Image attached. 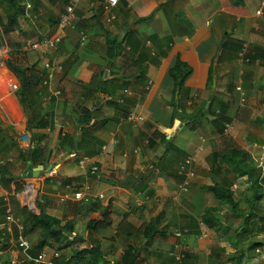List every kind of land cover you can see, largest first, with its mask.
I'll list each match as a JSON object with an SVG mask.
<instances>
[{"label":"crops","instance_id":"crops-1","mask_svg":"<svg viewBox=\"0 0 264 264\" xmlns=\"http://www.w3.org/2000/svg\"><path fill=\"white\" fill-rule=\"evenodd\" d=\"M68 1L23 0L17 6L22 53L0 46V264H37L34 258L42 249L58 250L45 246L35 256L30 254L37 233L23 234L20 216L10 208L11 198L28 212L55 217L62 233L74 242L58 250L59 257H47L40 264H62V257L75 264L78 256L72 255V248L88 253L96 246L101 253L98 261L92 263L87 255L85 264H128L122 255L130 243L138 246L137 264H180L183 254L187 264H232L237 248L228 241L230 233L196 227L193 217L200 218L205 207L215 205L206 187L222 176L219 171L212 177L210 168L212 156L225 141L233 140L257 162L244 139L248 127L264 120V0H118L110 10L103 8L102 0H80L72 25L61 32L57 21ZM158 5L149 17L141 18ZM12 9L8 0H0L3 21ZM107 15H112L111 21H106ZM208 18L212 22L206 25ZM128 30L131 34L124 41ZM59 33L61 41L55 46L28 48L29 43ZM11 34L18 39L17 30ZM177 58L191 69L181 92L174 90L168 73ZM45 62L62 67L47 84ZM8 63L41 76L30 108L21 104L18 88H10L11 82L19 87L20 81ZM138 66L140 77L132 74ZM126 70L130 76L124 77ZM238 87L245 93L244 107L252 112L248 121L242 114L236 116L242 107ZM56 89L60 93L53 95ZM86 110L91 118L80 124ZM130 113L135 120L128 118ZM217 114L224 119L223 134L213 132L209 122ZM193 116H200L196 127L190 121ZM33 117L39 125L33 130L42 135L35 144L46 147L47 162L28 156ZM183 127L192 137L185 132L183 136ZM167 136L171 146L166 150ZM258 137L263 140L264 128ZM257 148L264 155V144ZM187 156L195 173L188 179L178 172ZM29 163L32 173L27 176ZM93 164L100 179L90 172ZM140 171L136 183L117 184L126 174ZM240 179L248 184L245 177ZM84 186L93 195L103 194L90 199L96 208L88 213L81 201L60 198ZM154 218L158 225L147 245H140L138 234L126 236ZM104 219L109 223L102 227ZM228 219L234 224L239 220L231 215ZM90 221L99 223L91 226ZM202 229L207 237L201 236ZM177 230L180 236H175ZM14 234L25 236L27 245L19 247ZM262 239L264 233L242 238L238 249L246 248L249 240ZM246 253L247 248L242 264Z\"/></svg>","mask_w":264,"mask_h":264},{"label":"trees","instance_id":"trees-1","mask_svg":"<svg viewBox=\"0 0 264 264\" xmlns=\"http://www.w3.org/2000/svg\"><path fill=\"white\" fill-rule=\"evenodd\" d=\"M23 0H8L13 9L5 17V21L1 19L2 33H0V46L8 45L11 53H22V29L18 28V19L20 17L17 6L22 3ZM103 1V0H102ZM59 21V20H58ZM57 21V22H58ZM17 30L19 34L17 36L12 35L14 31ZM131 31L128 30L123 40L129 38ZM21 35V36H20ZM130 42V40L128 39ZM130 46L133 47V43L130 42ZM248 52V51H247ZM246 52V55L250 57V54ZM9 67L15 72L20 81V86L16 90V93L20 99L21 104L27 108L31 107V96L36 92L35 88L41 80V76L38 74H29L28 70L22 72L15 67V64L8 63ZM142 68L138 66L136 72L132 74H138V77L142 76ZM170 77L174 83V90L181 92L185 89L184 83L185 80L191 73L189 66L181 61L179 58L176 59L174 65L168 70ZM130 76L126 70L124 77ZM177 102V101H176ZM247 107H239L237 110L236 116H241L244 112L243 110L248 111ZM208 110H210L208 108ZM211 111V110H210ZM209 111V112H210ZM202 112V111H201ZM252 112L249 110V116ZM200 115V114H199ZM85 118H80L79 123H87L91 116L86 110ZM194 118V119H193ZM190 118V121L195 122L193 125L196 127V120L200 119V116H193ZM223 116L217 114L214 118H209V122L212 125L213 132L223 134L225 124L223 123ZM258 121V119H257ZM38 123L35 122L34 117L32 122L28 125L29 130L37 129ZM32 145L29 148V158L32 160H37L38 162H47L49 161V152H47L46 147L41 145H36L38 139L42 135H38L37 131L33 130L30 132ZM163 142L166 144V150L171 146V139H165L163 137ZM225 146L221 147L217 153L212 156L213 165L210 168L212 177L217 172H221L222 176L218 179L213 178V183L206 187V190L209 191L212 195L215 202V205H209L204 208L200 220L202 224L208 229H212L215 232H218L219 235L228 236V241L233 245H236L237 251L232 255V264H242L243 256L245 254L246 248H239L240 240L245 237H255L260 233H264V209L262 200L264 198V165H258L251 155L242 147L237 145L233 140L225 141ZM179 151V150H178ZM181 174V173H179ZM182 176L185 175L181 174ZM229 177L231 178L229 180ZM245 177L248 182L250 193L245 196L246 207L242 208L239 205V200L236 199L233 195L232 185L235 179H240ZM8 180V179H7ZM5 183V180H1ZM2 202V201H1ZM15 199L11 198L10 208L11 211L20 216L21 222L23 224V234H29L32 232L37 233V245L33 250H30V254L35 256L37 251H40L43 247L49 246L55 249L61 250L71 247L74 242L68 240L67 236L62 233L63 227L59 224V221L50 216L47 213L40 212L38 214L28 212L24 208H20L17 203H14ZM83 205V206H82ZM82 207H85V210L88 212L94 210L95 201L89 200L87 202L81 201ZM238 218L236 224L232 221H229L228 216ZM109 220L104 219L100 224L102 227L108 225ZM99 222L90 221L91 226H96ZM123 220H121L117 226V230H121V225ZM157 219H150L148 222L144 223L138 228L131 229L130 232L126 233L127 237L138 234L141 236V244H148L152 239V234L157 227ZM193 225L196 227L199 226L197 218L193 217ZM54 226L60 227L61 229H55ZM17 233V232H16ZM17 239V234H14V239ZM61 238H65L64 242L61 241ZM247 245L248 250H255L257 247L264 248V239L262 240H249ZM138 247V246H136ZM134 244H128L127 252H124L122 255V261H128L132 264H137L139 259L138 248ZM80 251V252H79ZM100 248L96 246L94 250L89 251L88 253L84 249H71L72 255H77L78 260L75 264H85L83 261L85 256H90L92 263L98 261L101 253H99ZM62 264H71V261L66 257H62ZM180 264H187V254H183ZM90 261V262H91ZM117 264V262H115ZM22 264H27L22 262Z\"/></svg>","mask_w":264,"mask_h":264},{"label":"built area","instance_id":"built-area-1","mask_svg":"<svg viewBox=\"0 0 264 264\" xmlns=\"http://www.w3.org/2000/svg\"><path fill=\"white\" fill-rule=\"evenodd\" d=\"M78 2H80V0H69L68 3L66 4L64 11L62 12L61 16L59 17V21L57 23V28L62 32L67 26L72 25V15L74 12L75 7L77 6ZM118 3V0H103V8L105 10H110L111 8L115 7ZM112 20V15H107L106 17V21H111ZM212 19L208 18V20L205 22L206 25L211 24ZM61 41V34H55L53 36H51L50 38H44L42 41L40 42H32L28 44V48H32V49H40L44 46H55L57 45L59 42ZM240 56L244 55V51H241L239 53ZM45 69L47 70V76L46 78L43 80L44 84H47L48 82H50L53 78L54 72L56 71H60L61 70V65L59 64H52L50 62H45L44 64ZM10 88L15 91L18 88V85L15 82H11L10 83ZM146 88H148V86H146ZM238 90L240 89V99H239V105L240 106H244L245 105V93L244 91H242V89L240 87L237 88ZM126 91V90H124ZM60 93V90L56 89L53 91V95H58ZM128 118L130 120H135V116L133 113H130ZM25 140H29V136H26ZM84 163V158H81L79 160V164H83ZM192 165V158L190 156H187L184 160V162H182L179 167H178V172L185 175V178H192L194 177V171L191 167ZM90 172L94 173L97 179L101 178V174L99 173L98 170V166L93 164L92 166H90ZM180 189L185 190L186 189V184H182L180 185ZM87 190V186H84V188L78 189L75 192L69 193V192H65L63 193L60 198L61 200H67L70 198H73L75 200L78 201H84L87 202L89 201L92 197L97 196L98 198H102L103 194L98 193V194H92ZM6 220L7 222H10L12 220V215L11 212L9 210H7L6 213ZM199 227L203 226L202 221L198 218L197 219ZM181 232L179 230H177L175 232V236H180ZM201 236L202 237H207L208 236V232L206 230H201ZM27 245V240L25 238V236L20 235L18 237V246L19 247H25ZM60 256V252L58 250H54V249H49V248H45L42 249L34 258V261L37 264H40L41 262H43L47 257H59ZM53 264V263H52Z\"/></svg>","mask_w":264,"mask_h":264},{"label":"rangeland","instance_id":"rangeland-1","mask_svg":"<svg viewBox=\"0 0 264 264\" xmlns=\"http://www.w3.org/2000/svg\"><path fill=\"white\" fill-rule=\"evenodd\" d=\"M146 20H152V18H149ZM242 107H244V106H242ZM248 111L247 110L240 111V112H244L242 115H243V117H246L245 119L247 121L250 119V117H252V116L248 115L249 114ZM260 122H262V123L258 124V125L254 124V125H251L250 127H248V136H247V139H244V142L246 143L247 146H249V149L251 150V152L254 153V157L256 156L255 157V160H257L256 163H259V165H264V155L257 153V151H258L257 146L260 143L264 144V138H263V140H259V137H258L260 134L261 128H264V120L261 119ZM184 132H185V135L189 134V136H188L189 138L192 137V134L186 128L184 129V127H183V129H182L183 136H184ZM184 141L185 140L182 139V143H184ZM194 175H195V173H194ZM231 188L233 190L234 197L239 200V205L242 208H245L246 202H245V196L244 195H248L250 193L248 184H246L244 179H237V180H235V185H232ZM37 199H39V194H38ZM37 199H36V202L38 201ZM211 201L214 204L216 202L213 198ZM261 204L263 205V209H264V198H263ZM35 212H38V210L36 209ZM253 239H255V237H253ZM246 248H247V246H246ZM262 249H264V248H262ZM262 249L260 247H258L255 250H248L246 253L247 258L244 257L245 259H247L246 264H264V250H262Z\"/></svg>","mask_w":264,"mask_h":264},{"label":"water","instance_id":"water-1","mask_svg":"<svg viewBox=\"0 0 264 264\" xmlns=\"http://www.w3.org/2000/svg\"><path fill=\"white\" fill-rule=\"evenodd\" d=\"M160 7V5H158L157 7H155V9L154 10H152L147 16H144V17H141L142 19H144V18H147V17H149L157 8H159ZM22 70V69H21ZM169 138V136H167V139ZM158 153L157 154H159L160 153V151H157ZM43 165L41 164V167H42ZM53 165L51 164L50 165V167H52ZM148 167H151V165H149ZM145 168H147V167H145ZM27 176H30L31 175V173H32V166L30 165V163L28 164V166H27ZM35 174V173H34ZM141 176H142V171H140L137 175H134V174H126L125 176H124V178H121V179H119L118 181H117V184L118 185H123V184H125V183H136L140 178H141Z\"/></svg>","mask_w":264,"mask_h":264}]
</instances>
